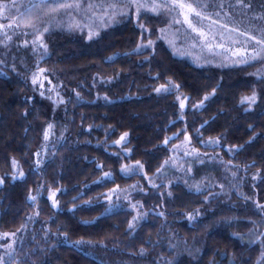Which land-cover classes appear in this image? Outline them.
<instances>
[{
	"label": "trees",
	"instance_id": "obj_1",
	"mask_svg": "<svg viewBox=\"0 0 264 264\" xmlns=\"http://www.w3.org/2000/svg\"><path fill=\"white\" fill-rule=\"evenodd\" d=\"M51 4L31 0L25 20ZM160 19L148 12L90 41L51 30L44 89L10 68L22 57L0 64V237L15 238L4 264H264V80L163 42L140 50L161 37ZM34 91H52L54 105ZM185 137L209 156L180 173L169 164ZM135 185L142 221L127 204L109 209V192Z\"/></svg>",
	"mask_w": 264,
	"mask_h": 264
},
{
	"label": "rangeland",
	"instance_id": "obj_2",
	"mask_svg": "<svg viewBox=\"0 0 264 264\" xmlns=\"http://www.w3.org/2000/svg\"><path fill=\"white\" fill-rule=\"evenodd\" d=\"M53 1H56L57 4L63 2V0ZM148 1L152 0H136V2L148 6L139 9V12H137L133 0H78L81 3L79 9L61 8V11H64L63 13H60L59 9L51 11L57 5L51 4L43 8L46 10L42 11L41 17L37 20L33 19L32 24H34V27H24L17 17L24 20L28 17L32 18V11L24 13L31 0H14L17 9H14L16 16L13 19H17V23L20 26L13 24L12 27H0V36H2L0 45L3 49L0 53L2 54L0 56V64L7 65L5 62L7 59L4 58H7L9 53L15 56L16 59L22 57L19 59L20 65L13 63L9 65L10 68L16 71H18V66L28 69L27 71L30 72H26V75L30 76L35 90L36 87L44 89L48 76L44 74L42 60L50 54L47 37L51 30L60 31L65 29L73 37L77 36L90 41L100 37L104 30L111 29L129 18L136 19L137 23L140 24L139 21L142 17L149 12L151 15L161 17L160 21L163 24L161 30L163 29V32L160 33V38L150 36L145 43L139 44L140 50L154 48L160 42H163L171 47L179 57L185 58L194 64L214 66L220 69L240 68L245 76L254 78V80H264V45L256 44L255 40L248 39L249 36H253L256 39H264L260 28V24H262L260 20L261 9L264 13V5L260 9L259 0H241V2L236 1L235 3H232L231 0H198L199 3L205 5L203 9L198 10H201L209 19L198 18L194 15H191L190 19L198 28L207 33L209 37L207 40L193 32L188 24L183 22L184 15L179 8L171 7L173 4H167L164 8L157 7L153 9L152 6L156 3ZM171 1L172 3L175 2V0ZM0 2L7 3L9 0H0ZM68 2H72V0ZM182 2L193 3L195 6L196 0H182ZM247 17L255 19L256 22H249L246 19ZM47 18L53 19L55 24L52 26L51 24L46 25L47 31H45L41 28L39 19ZM10 23H12L11 20L0 16V25ZM234 26L236 28L242 27L244 35L237 37L235 33L233 34ZM224 44L227 45L225 48ZM253 56L256 58L253 59ZM29 57L33 58V64L35 65L33 68L32 65L27 64ZM34 92L40 93L52 106L54 105L55 100L52 91H47L46 93L41 91ZM253 96L255 97L254 102L250 99L247 100L251 105L258 101V95L255 94ZM207 145L211 144L208 143ZM173 155L169 165L180 169V173H184V170H186V167L184 168V165H181L184 159L195 156H209V154L197 150L189 137H185L184 140L174 147ZM141 192H144V190L137 185L131 188H118L116 193L109 192V209H115L117 207L116 204L120 206L122 203V207L127 204L128 208L134 210V220L136 221L137 218L139 219L138 221H142L145 217L143 214L145 205L143 200L137 195ZM0 240V248L5 252L4 256L0 255V264H4L13 254L15 238L13 236L9 238L8 236L7 239L5 237L0 238Z\"/></svg>",
	"mask_w": 264,
	"mask_h": 264
},
{
	"label": "snow or ice",
	"instance_id": "obj_3",
	"mask_svg": "<svg viewBox=\"0 0 264 264\" xmlns=\"http://www.w3.org/2000/svg\"><path fill=\"white\" fill-rule=\"evenodd\" d=\"M49 2H50V0H42V3H45V4H47ZM133 2L135 3V7L137 9V12H139V9H141V8L148 7L145 4H140V3L136 2V0H133ZM80 7H81V3L78 2V0H72V2H68V0H63V2L57 4L55 7H53L51 9V11H56L60 8H63V9H79ZM152 7H153V9H155L157 7H160V5L154 4ZM171 7L179 8L181 10V13L184 15L183 22L188 24L189 28H191L193 32H196L199 36H201L205 40H207L209 38L207 33L205 31L201 30L200 28H198L190 19L191 15H194L195 17L202 18V19H209V17L205 16L201 10H198V9H203L205 7V5L199 3L198 0H196L195 6L193 5V3H184V2H182V0H175V2L173 3V5ZM14 9H17V5L14 2V0H9V2H7V3L0 2V16H3L5 19L12 21V23L7 24V25H0V27H12L13 24H15L16 26H20V24L17 23V19H19L20 23H22L25 27H34V24H32L31 22H28V21H26L20 17H17V19H13V17L16 16V12L14 11ZM21 15L23 16V14H21ZM177 22H179V21H177ZM213 23H215V21H213ZM45 31H47V29H45ZM5 35H7V33H5ZM241 35H244V33H241ZM248 39L249 40H255L256 44L264 45V39H256L253 36H249ZM255 58L256 57L253 56V59H255ZM243 62H247V61H243ZM205 99H207V98H205ZM248 99H250L252 102H254L255 97L253 96L251 98H246V100H248ZM121 139H123V137ZM130 227H132V225H130ZM6 236H7V234H5V237ZM5 237H0V238H5Z\"/></svg>",
	"mask_w": 264,
	"mask_h": 264
}]
</instances>
